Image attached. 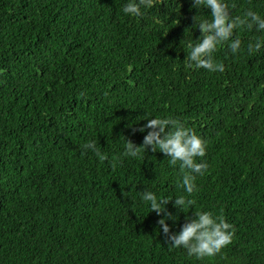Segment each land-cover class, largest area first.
Returning a JSON list of instances; mask_svg holds the SVG:
<instances>
[{"label": "trees", "instance_id": "trees-1", "mask_svg": "<svg viewBox=\"0 0 264 264\" xmlns=\"http://www.w3.org/2000/svg\"><path fill=\"white\" fill-rule=\"evenodd\" d=\"M125 0H0V264H264V48L215 57L223 72L189 68L201 33L191 0H153L143 17ZM234 15L264 0H229ZM207 15L210 11L200 10ZM178 21V23H177ZM190 30V31H189ZM246 45L262 35L236 30ZM180 118L207 141L193 208L170 200L178 232L196 210L235 228L214 257L169 245L140 198L188 195L179 166L139 128ZM96 139L106 159L84 145Z\"/></svg>", "mask_w": 264, "mask_h": 264}, {"label": "clouds", "instance_id": "clouds-1", "mask_svg": "<svg viewBox=\"0 0 264 264\" xmlns=\"http://www.w3.org/2000/svg\"><path fill=\"white\" fill-rule=\"evenodd\" d=\"M152 6L153 0H125L121 10L129 17H143L145 10ZM191 7L198 10V14L193 17V27H197L201 35L187 42L184 60L189 68L223 72L225 64L218 62L215 57L220 48L227 49L225 56L238 54L242 50L252 54L264 48V14L261 12L248 8L243 15H234V5L230 4L229 0H191ZM205 8L210 10L207 15L200 11ZM240 28L254 30L262 35L254 36L245 48L241 38L235 34ZM145 119L147 122L139 128L142 133L147 129L143 143L137 146L130 140H125L123 155L144 158L145 150L149 146L152 151L164 153L171 165L179 166L182 174L180 186L188 195L158 199L154 191L145 188L140 192V198L149 203L151 211L164 214L158 223L162 226L169 245L183 248L189 257L197 259L216 256L232 242L235 234L234 226L223 217L214 215L212 211L196 210L194 216L185 217V222L178 232L171 231V226L166 223L168 219H177L176 215L166 210L165 206L170 200H174L173 206L179 212H185V208H193L196 204L191 194L198 191L197 176H203L209 167L206 160L197 158L206 156L207 141L173 115ZM84 148L91 149L100 159L107 158L106 154L100 151L96 139L89 140Z\"/></svg>", "mask_w": 264, "mask_h": 264}]
</instances>
